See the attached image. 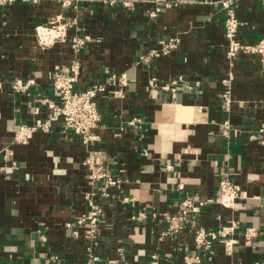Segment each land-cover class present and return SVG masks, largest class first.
Returning <instances> with one entry per match:
<instances>
[{"label": "crops", "instance_id": "crops-1", "mask_svg": "<svg viewBox=\"0 0 264 264\" xmlns=\"http://www.w3.org/2000/svg\"><path fill=\"white\" fill-rule=\"evenodd\" d=\"M104 1L0 4V149L13 150L11 157L0 154V263L51 264L55 254L63 264H84L85 241L72 238L65 225L86 212V196L96 192L85 165L93 152L123 181L120 191L111 189L115 199L95 196L105 213L99 228V253L105 260L101 264L121 259L119 249L127 264H169L167 253L176 264H184L185 258L200 254L194 244L196 225L216 230L235 222L233 252L227 253L219 243L212 259L201 254L197 264L264 263V135L258 133V141L251 139L264 127V67L259 56L241 54L230 67L221 0H171L178 5L163 8L155 18L148 13L155 6L151 0L133 10ZM237 14L243 43L264 36L262 0H239ZM60 16L77 22L70 38L90 37L80 53L75 54L68 41L39 48L35 28ZM169 38L179 39L177 50L150 62L141 60L159 47V40ZM73 58L80 59L83 67L78 91L112 74L127 79L126 86L120 81L115 86L123 88L124 98H98L103 117L95 130L98 141L86 146L74 133L63 132L58 122L49 133H36L28 144H14L20 123L47 117L39 98L58 101L51 75L66 71ZM230 74L234 103L229 113L221 95ZM32 77L37 84L28 94L12 93L10 82ZM152 78L160 86L176 79L183 83L173 96L149 87ZM37 107L39 114L34 115ZM133 117L143 119V130L127 128L119 133ZM226 119L234 129L231 145L221 133ZM13 161L18 170L12 169ZM226 171L243 191L234 209L210 204L192 215L174 238L163 235L166 226L161 219L149 215L132 221L143 208L176 212L186 195L214 198L219 177ZM121 193L135 202L123 203ZM247 227L259 230L251 244L243 235Z\"/></svg>", "mask_w": 264, "mask_h": 264}, {"label": "built area", "instance_id": "built-area-1", "mask_svg": "<svg viewBox=\"0 0 264 264\" xmlns=\"http://www.w3.org/2000/svg\"><path fill=\"white\" fill-rule=\"evenodd\" d=\"M13 0H0V4L10 3ZM145 0H105V4L109 6L120 5L127 10H133ZM155 3L153 9L148 13L151 17H157L163 8H172L178 3L171 0H151ZM264 2V0H262ZM37 2V0H33ZM239 0H221L219 1L221 9L225 12L226 18L224 23V38L226 41V55L230 67H234L236 60L241 54L257 55L260 63L264 67V36L253 43H243L238 35L241 22L237 14V5ZM67 4V2H66ZM77 24L76 20L58 17L55 21H51L45 25H38L35 28V36L39 48L47 49L61 42H70L71 48L75 54L80 53L91 41L89 36L74 34L69 36V32ZM180 41L178 38H169L159 40V47L150 51L146 57H141L143 62H150L153 59L168 56L178 49ZM82 63L80 59L73 58L66 71H58L51 75L52 89L58 101L50 97H41L37 100L41 106L45 107L48 115L44 119H35L30 124L20 123L14 134V144H28L34 135L38 132L49 133L55 123H61L63 132H72L77 135L84 145H93L98 141L99 136L95 130L101 127L103 117L99 110L98 98L103 95H110L113 98H124L125 92L123 88L116 89V84L120 81L122 87L127 85L125 75H110L104 82L94 83L88 89L78 91L76 85L82 77ZM232 81L233 75L230 74L223 81L224 91L221 95L222 106L226 112H231L233 106L232 98ZM183 83L182 79L173 80L171 83L160 86L157 79L149 80V87L161 89L171 92L173 96L177 94L178 87ZM34 77L27 80H14L10 82L12 93L28 94L30 89L36 86ZM34 115L39 114V107L34 108ZM127 128L139 129L144 128V121L140 117H133L127 121L126 125L120 127L119 133H123ZM233 124L229 119L222 123L221 133L231 145L230 136L233 133ZM119 133L117 135H119ZM259 134L264 135V127H261L257 133H252L253 141L261 140ZM11 157L13 150L9 147L0 149V154ZM12 169L18 170V164L13 161ZM89 169L90 184L96 189V192L86 196L87 210L81 216L77 217L74 222H68L65 228L70 232V236L74 239L83 237L85 241V262L84 264H101L105 260L99 253L101 246L100 223L105 216L103 206L98 203L95 196H100L107 200L115 199V194L111 193V189L120 191L122 179L110 173L109 168L103 164L98 152H93L85 162ZM171 169V165L168 166ZM183 189V185H180ZM243 197L241 186L235 183L231 174L226 171L219 177L218 189L214 198L196 199L193 196L186 195L177 206L176 212L158 213L157 211H149L141 209L138 214L133 216L132 221H143L151 215L154 219H161L166 226L163 233L166 237H177L184 231L192 215L198 214L201 210L210 205L217 203L226 209H234L237 201ZM119 200L123 203L135 202V199L126 195L119 196ZM238 229V223L235 222L230 226H219L218 229H206L202 226L194 227V244L198 253L195 256L187 257L184 264L201 263L202 257L212 259L215 254L216 245L221 243L227 253H232L234 246L237 244L235 235ZM246 244H251L259 235V230L255 227H247L243 231ZM43 240L44 237H42ZM123 250L119 249L122 260H110L107 264H127L123 261ZM169 264H176L172 261L171 254L166 255ZM153 259H157L158 255H152ZM51 264H63L57 255L50 257ZM1 264V263H0ZM258 264V263H257ZM264 264V263H262Z\"/></svg>", "mask_w": 264, "mask_h": 264}]
</instances>
